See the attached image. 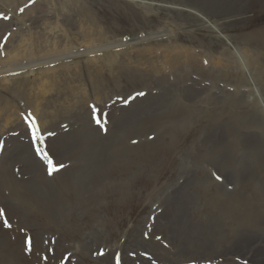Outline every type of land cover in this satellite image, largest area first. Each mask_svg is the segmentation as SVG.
<instances>
[{"label": "rangeland", "instance_id": "374dc122", "mask_svg": "<svg viewBox=\"0 0 264 264\" xmlns=\"http://www.w3.org/2000/svg\"><path fill=\"white\" fill-rule=\"evenodd\" d=\"M16 4L13 13L32 8L27 22L45 37L57 30L45 29L44 22L58 19L69 36L80 38L79 24L88 23L128 44L113 48L116 61L110 69L108 56L87 53L54 72L11 74L10 82L0 77V170L6 166L11 179L21 183L35 176L30 192L25 189L30 182L16 196L0 189V228L7 239L17 241L37 264H117V256L120 264H264V166L254 172L248 148L251 141H264V110L252 95L253 85L222 51L239 45L257 59L249 69L264 104V51L244 39L255 40L264 31V0ZM186 8L217 23L218 31ZM13 13L0 0V47L20 26ZM142 37L150 39L148 47L137 43ZM5 57L0 52V70ZM175 58L178 64L167 63ZM16 81L23 96L14 99L4 85ZM30 99L55 109L49 130L41 131L37 115L29 112ZM180 108L190 114L183 128L181 117L160 119ZM236 118L237 138L231 124ZM31 119L43 142L33 141ZM138 120H158L163 127L138 133ZM78 125L98 149L125 137V144L144 151L148 160L135 167L132 153L134 167L126 170L129 165L117 158L121 172L109 174V185L97 191L89 182L91 159L53 144ZM38 148L58 171L49 175ZM254 157L263 158V150ZM48 197L64 204L46 217L38 200ZM237 199L241 203L235 204ZM241 212L251 221H242Z\"/></svg>", "mask_w": 264, "mask_h": 264}, {"label": "bare ground", "instance_id": "6f19581e", "mask_svg": "<svg viewBox=\"0 0 264 264\" xmlns=\"http://www.w3.org/2000/svg\"><path fill=\"white\" fill-rule=\"evenodd\" d=\"M3 8H8L10 6V12L16 11L14 7H18L16 4V0H2ZM187 11L196 14L203 23L218 31L217 23L209 20L203 14H201L195 8H186ZM32 10V8H25L22 13H13V16L17 20L19 27L14 28L10 32V36L7 40V45L0 47V52L5 53L8 58L4 63L5 66L0 70L1 81L10 82L14 76L11 74H28L30 72L39 71L41 74H45V71L54 72L58 67H68L70 64L76 62L81 55L87 53H93L92 56H97L101 54V56H108L109 63L107 64L110 69L111 66L116 61V53L117 51L113 48L118 46L127 45V42H121L113 39H109L104 33L97 29V27L93 24H79L78 32L80 33V38L69 36V33L66 31V28L63 27L60 20L55 19L53 21L44 22L45 29L52 31L57 30L54 34L43 36L40 32H33L31 26L27 22V14ZM57 22V23H55ZM55 23V24H53ZM53 24V25H51ZM172 30H168L167 34H171ZM219 35L230 42V37L226 34L219 33ZM166 35H160L159 37H163ZM158 37V35H157ZM153 39V38H152ZM246 39L248 44L253 46V48L258 47L260 50L264 51V31H260L254 37L255 40ZM137 43H141L145 47L149 46V38H139ZM84 46L86 48L85 52H79L76 48ZM248 48V47H246ZM244 49V50H243ZM222 51L227 54V56L232 59L238 70V74L242 76V78L246 81H249L252 87V95L254 94L257 97V101L260 100L261 107H263V101L259 95L257 88L255 87L256 82L252 73L250 71V67L254 62L257 63V59L254 56L249 57L246 53V50L243 46L232 45V49L223 48ZM263 55V54H262ZM93 57V58H94ZM176 57V56H174ZM171 66L178 64V60L172 59L167 61ZM120 65L117 66V68ZM60 75V74H59ZM56 75V76H59ZM21 76V75H19ZM17 77V76H16ZM55 77V76H54ZM12 87L9 85H4L5 88H9L12 90L14 94V99L16 97H22L23 92L18 90L20 85L18 81L14 83ZM106 87V86H105ZM107 88V87H106ZM7 103V102H6ZM37 100L30 99L29 112L37 115L39 126L41 131L49 130L48 127H52V119L56 116L54 112L55 109H50L47 104H41ZM20 113V112H18ZM17 113V114H18ZM188 111L187 109L180 108L178 111L174 110L172 112H167L161 116L160 119H170V117H177L185 120V124L181 127L183 128L185 125L189 124L188 119ZM20 116V115H19ZM187 120V123H186ZM51 123V124H50ZM146 122L144 120H138L135 125L136 132H142L143 129L155 126H160L158 129H161L163 126L158 124V120L155 122ZM235 127L236 130V138L238 136V127H239V119L236 118V122L231 123ZM74 125V124H73ZM72 125V126H73ZM91 129H94L91 127ZM184 130V129H183ZM125 137L118 138L111 141V143L104 149L100 148L96 141L87 136L82 127L74 126L72 130L66 133H62L60 138L54 139L53 144H59L63 149H65L69 155H73L78 158L79 154H82L85 158L91 159V162L94 165L93 172L90 176V184H95L97 187V191L100 189L107 187L109 185V177L110 174L112 177L113 174H119L121 172V167L116 163L117 158L124 159L129 167L126 170L134 167L135 157L132 153L136 154V165L139 161L146 162L145 158H147V154L140 153L139 150H135L130 147V145L125 144ZM49 141V140H48ZM127 143V141H126ZM50 144V141H49ZM227 146V144L222 145ZM221 147L219 149H221ZM248 148L252 153L250 156V161L254 158V172L258 173L260 169L264 166V141L256 140V142H249ZM263 150V158L254 157L255 152ZM104 152L103 156L100 154ZM30 161H32L29 158ZM110 160V164H109ZM33 162V161H32ZM34 163V162H33ZM37 165V164H36ZM35 181V176L30 175L29 178L21 183L20 181H15L11 179L10 173L6 170V166L0 170V189L7 188L11 195L16 196L18 191L23 188L28 182L29 185L25 187L26 191H31V186ZM34 186H37L36 184ZM96 190V188H95ZM41 204L40 213L44 216H53L52 213L55 211V207L58 205L64 204V202L59 201L58 199L51 198H41L38 200ZM241 203L240 199H237L235 204ZM239 206V205H238ZM235 209V206H232ZM249 214V213H248ZM241 212L239 218L243 221L247 220L251 221ZM62 216V215H61ZM64 217V216H62ZM3 229L0 228V264H37V261L34 260L31 253L25 251L22 247H18V242L7 239L4 235Z\"/></svg>", "mask_w": 264, "mask_h": 264}, {"label": "snow or ice", "instance_id": "6c2138e0", "mask_svg": "<svg viewBox=\"0 0 264 264\" xmlns=\"http://www.w3.org/2000/svg\"><path fill=\"white\" fill-rule=\"evenodd\" d=\"M32 2H34V0H32ZM24 9H21V11H23ZM4 19H7V16H4L3 17ZM29 127L31 129V133H32V138H33V141L36 142V141H40V142H43L42 141V136H41V131H40V128L38 127V125L36 124V121L34 119H31V122L29 124ZM37 153L40 154L42 156L43 159L47 160L48 161V166H49V175H51L54 171H58L59 169L53 165L51 159H49L47 153H43L41 149H37ZM61 167H63L61 165ZM217 179H220V177H217ZM3 216V213L0 212V217ZM4 226L5 227H9L10 225L8 224V221L5 220L4 221ZM157 239H160V237H157ZM117 264H120V261H119V256H117Z\"/></svg>", "mask_w": 264, "mask_h": 264}]
</instances>
